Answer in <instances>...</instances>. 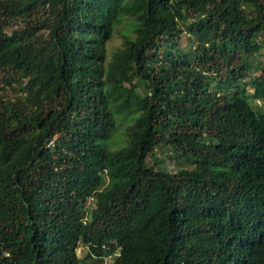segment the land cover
Masks as SVG:
<instances>
[{
    "label": "trees",
    "instance_id": "1",
    "mask_svg": "<svg viewBox=\"0 0 264 264\" xmlns=\"http://www.w3.org/2000/svg\"><path fill=\"white\" fill-rule=\"evenodd\" d=\"M0 264H264V0H0Z\"/></svg>",
    "mask_w": 264,
    "mask_h": 264
},
{
    "label": "rangeland",
    "instance_id": "2",
    "mask_svg": "<svg viewBox=\"0 0 264 264\" xmlns=\"http://www.w3.org/2000/svg\"><path fill=\"white\" fill-rule=\"evenodd\" d=\"M127 31L126 25L122 23L117 31L113 33V36L111 40L107 43V53L108 55L115 50L116 47L121 45L122 38H121V33H125ZM190 39L189 37L185 34L182 33L181 35V40L179 42L180 48L182 49H187L190 46ZM249 80V79H248ZM4 95L8 98H11L13 96V92L11 90H6L4 92ZM119 137V134L114 136L113 139L116 140ZM149 163L153 166H162L164 169L167 171H173L176 168L175 163L173 160L169 158V155L167 153H158L155 157V160H149ZM81 257L84 256L83 251H80L79 254Z\"/></svg>",
    "mask_w": 264,
    "mask_h": 264
}]
</instances>
